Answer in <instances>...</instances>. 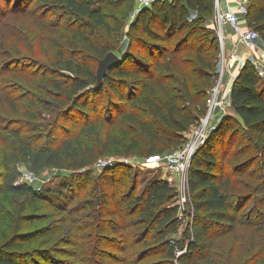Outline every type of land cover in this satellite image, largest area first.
Here are the masks:
<instances>
[{
	"label": "trees",
	"instance_id": "trees-1",
	"mask_svg": "<svg viewBox=\"0 0 264 264\" xmlns=\"http://www.w3.org/2000/svg\"><path fill=\"white\" fill-rule=\"evenodd\" d=\"M42 1L52 10L59 11L60 16L54 19L51 32L58 48L56 66L59 73L56 76L59 78L53 79L48 90L41 91L60 107L64 106V112L89 117L94 109L99 111V116L89 119L86 126L76 127L72 121L71 134L50 136L45 145H36L14 132L26 168L36 174L49 167L66 169L74 175L81 173L85 180L83 185H90L94 182L91 167L101 158L133 152L158 157L183 146L188 139L186 133L199 125L206 115L207 99L220 72V39L217 29L211 25L216 14V0H156L152 7L140 9L141 31L167 44L156 47L158 51L162 50V55L156 57L150 51L155 49L153 44L149 45L144 58L130 50L126 58L109 70L101 84L97 76L99 67L95 69L93 64L99 63L109 52L123 49L120 43L124 24L108 15L107 10L130 0ZM247 20L264 42V0H250ZM179 34L184 36L171 46V40ZM126 62L136 65L125 68ZM129 74L132 77L126 81L124 78ZM106 87L110 92L107 105L116 107L120 117L114 115V108L104 107V103L93 106L89 103ZM129 87L132 91L126 95L125 90ZM230 96L232 113H223L191 163L189 213L188 209L184 210L190 219L183 241L173 238L179 232L182 219L179 192L169 181L155 177L149 180L141 194L127 188L120 191L127 196L126 207L131 209L125 212L118 208L110 214H119L124 220L136 217V220L129 219V225L122 226L127 231L126 237L132 235L128 231L131 227L142 230L134 239V245L153 246L141 256L164 248L172 262L178 259L182 264H203L198 254H210L216 239L226 233L225 230L243 223L245 218L249 221L248 218L257 211L253 206L249 213L242 212L251 195L244 192L246 183L241 170L246 171L258 160L264 169V78L259 75L253 60L248 59L235 78ZM240 135L242 139L233 157L245 156V160L241 167L236 166L225 173V164L219 163L214 148L217 142L222 148L234 145ZM7 166L1 188L4 194L29 193L44 197V192L16 183L20 171L12 164ZM113 166H107L105 170ZM102 181L104 186H109L112 180ZM107 193L104 191L102 203L89 199L87 204H95L96 208L108 207L111 199L123 205L116 191ZM261 202L264 212V198ZM28 244L14 237L0 245V264H42L37 255L31 256ZM178 248L187 250L177 257Z\"/></svg>",
	"mask_w": 264,
	"mask_h": 264
},
{
	"label": "rangeland",
	"instance_id": "rangeland-1",
	"mask_svg": "<svg viewBox=\"0 0 264 264\" xmlns=\"http://www.w3.org/2000/svg\"><path fill=\"white\" fill-rule=\"evenodd\" d=\"M139 10L136 0L107 10L108 15L124 24L120 43L123 49L116 51L122 60L129 55L130 50L137 57L144 58L150 44L156 45L150 51L160 57L162 50L158 51V46L167 45L141 31ZM58 16L59 11L52 10L42 0H0V245L14 237L25 240L29 242L27 249L31 251V256L37 255L42 264H134L136 261L139 264H181L177 260L172 262L165 255L164 248L141 256L153 246L134 245V239L142 230L131 227L128 231L132 235L126 237L127 231L122 226L129 225V219L136 220V217L124 220L119 214H110L118 208L119 211L125 209V212L131 209L126 207L127 196L120 191L127 188L141 194L149 180L173 175L159 166L155 157L133 152L101 158L91 167L94 182L90 185H83L85 180H82L81 173H76L75 176L73 171L49 167L36 174L30 172L23 163V154L14 132L32 140L36 145H45L50 136L65 137L71 134L72 121L76 127L86 126L89 119L99 116V111L94 109L89 117L82 113L64 112V106L60 107L41 91L48 90L53 79L59 78L56 76L59 73L56 66L58 48L52 40L55 35L51 34L54 30L53 21ZM216 29L219 36V28ZM183 36L184 34L176 35L171 40V46ZM220 49L221 65L215 86L223 79L228 60L221 39ZM98 64L94 63L93 67L97 69ZM134 65L136 64L133 62H126L124 67L133 68ZM131 77L129 74L124 79L129 81ZM223 86L222 82V88ZM131 91L130 87L127 88L126 95ZM109 93L106 87L102 94L94 95L97 102L90 99V105L101 102L104 107L109 106ZM115 99L117 100L116 97ZM109 107L114 108V115L120 117L116 107ZM228 113L232 112L228 110L226 114ZM198 129V125L194 126L186 135L189 136ZM241 139L242 135L236 144L223 148L217 142L214 148L219 163L225 164V173L243 165L245 156L233 157ZM101 161L115 166L105 170L99 166ZM260 161L246 171L241 170L246 183L244 192L251 195L242 212L249 213L253 206H256L257 211L248 218L249 221L245 218L243 223L225 230L226 233L216 239V246L210 254H198L197 257L203 264H264V212L261 202L264 198V169ZM7 164L17 167L21 173L16 183L44 192V197L29 193L4 194L1 188L8 171ZM177 177L176 189L183 195L185 177ZM67 179L70 181L69 185ZM99 179L112 181L109 186H104ZM113 190L123 200L124 207L111 199V206L108 207L96 208L95 204H87L89 199L102 203L106 195L103 194L104 191L111 194ZM52 192L56 194L53 195ZM91 193L94 194L90 197ZM185 209L189 213V206L186 205ZM180 212L182 224L173 238L183 241L190 218L184 210Z\"/></svg>",
	"mask_w": 264,
	"mask_h": 264
},
{
	"label": "built area",
	"instance_id": "built-area-1",
	"mask_svg": "<svg viewBox=\"0 0 264 264\" xmlns=\"http://www.w3.org/2000/svg\"><path fill=\"white\" fill-rule=\"evenodd\" d=\"M155 1L156 0H136L140 9L152 7ZM226 2L231 4H228L227 7H225V0H216V14L213 20V25L215 28H219V37L223 43L225 42L224 25L228 24L233 28L234 34L239 43L245 45L255 54L256 51L262 49L263 56L261 58L257 57V59L253 62L259 75L264 78V44L263 46L260 45V41L262 40L260 33L256 29L250 27L247 20L250 0H233L232 2L226 0ZM221 84L222 79L220 80L219 85L212 89L211 94L207 99L208 111L198 125L199 129L196 131H193V129V133L189 136L187 135L188 139L186 143L183 144L181 149L173 151L169 154H163L155 157L159 166H163L172 174L185 177L182 187L184 194H179L178 198V204L180 205V209L182 211L185 210V206L191 201L187 185L193 157L197 153L198 149L206 142L211 131L216 127V110L221 109L226 113L229 107V103L224 97ZM107 164V162L101 161L99 166L101 168L111 166V164ZM186 250L187 249L178 248L176 250L177 257L184 254ZM176 260L179 262L178 259Z\"/></svg>",
	"mask_w": 264,
	"mask_h": 264
},
{
	"label": "crops",
	"instance_id": "crops-1",
	"mask_svg": "<svg viewBox=\"0 0 264 264\" xmlns=\"http://www.w3.org/2000/svg\"><path fill=\"white\" fill-rule=\"evenodd\" d=\"M228 1H233V0H228ZM228 3L225 0L224 6L227 7ZM211 25H213V22H211ZM214 26V25H213ZM224 32H225V53L228 56L227 63L225 65V71L223 75L222 82L224 83V88H222V91L224 92V97L226 98V101L229 103V107L227 111L231 110V90L232 86L234 83L235 78L239 75L241 72L244 63L248 59L251 60H256L257 57H262V49H259L256 51V54L253 53L251 50H249L245 45L242 43H239L237 40V37L234 34L233 28L226 24L224 25ZM264 42L261 40L260 45L263 46ZM222 85V84H221ZM224 111L221 109L216 110V115H215V122L217 123L223 116ZM161 178L166 179L167 181L170 182V184L174 187H177L178 183L176 184V181L178 182V177L173 174V175H165L162 176ZM175 181V182H174ZM179 192V191H178Z\"/></svg>",
	"mask_w": 264,
	"mask_h": 264
},
{
	"label": "water",
	"instance_id": "water-1",
	"mask_svg": "<svg viewBox=\"0 0 264 264\" xmlns=\"http://www.w3.org/2000/svg\"><path fill=\"white\" fill-rule=\"evenodd\" d=\"M122 61V57H120L116 52H109L104 58L99 61V68L97 71L98 83L101 84L109 72V70L115 66L116 64ZM245 65V63H244Z\"/></svg>",
	"mask_w": 264,
	"mask_h": 264
}]
</instances>
